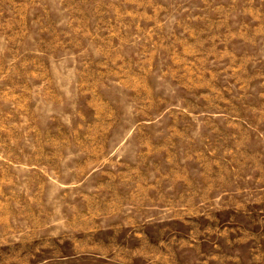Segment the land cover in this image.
I'll return each instance as SVG.
<instances>
[{
	"label": "rangeland",
	"instance_id": "obj_1",
	"mask_svg": "<svg viewBox=\"0 0 264 264\" xmlns=\"http://www.w3.org/2000/svg\"><path fill=\"white\" fill-rule=\"evenodd\" d=\"M0 264H264V0H0Z\"/></svg>",
	"mask_w": 264,
	"mask_h": 264
}]
</instances>
